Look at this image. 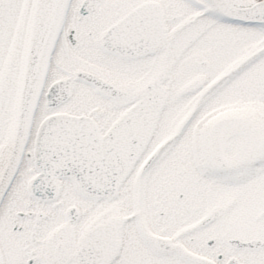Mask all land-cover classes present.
<instances>
[{"label":"snow or ice","instance_id":"1","mask_svg":"<svg viewBox=\"0 0 264 264\" xmlns=\"http://www.w3.org/2000/svg\"><path fill=\"white\" fill-rule=\"evenodd\" d=\"M0 264H264V0H0Z\"/></svg>","mask_w":264,"mask_h":264}]
</instances>
